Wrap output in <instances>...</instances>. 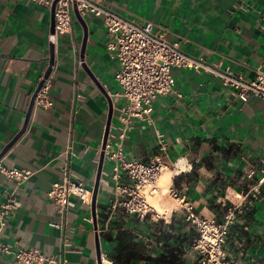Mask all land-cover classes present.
I'll return each instance as SVG.
<instances>
[{"label": "crops", "instance_id": "obj_1", "mask_svg": "<svg viewBox=\"0 0 264 264\" xmlns=\"http://www.w3.org/2000/svg\"><path fill=\"white\" fill-rule=\"evenodd\" d=\"M97 1L124 19L151 21L202 64L171 70L175 92L153 102L151 122L132 119L123 152L127 159L149 161L158 153L162 135L168 167L161 182L185 194L198 214L221 220L226 205L240 202L261 176L264 98L241 101L222 76L251 81L257 70L264 71V0ZM82 19L84 23L74 16L71 30L54 36L51 10L29 0H0V164L31 171L19 185L0 172V203L5 190L18 201L1 239L47 254L59 253L64 241L66 264H103L101 254L112 264L109 253L131 240L143 244L147 257L136 264H197L195 231L181 212L166 221L121 211L109 217L111 162L104 152L100 162V154L107 121V135L119 134L123 100L115 96L117 60L107 48L103 15L89 13ZM51 52L52 66L44 78ZM41 80L48 83L52 105L33 104L28 115ZM69 142L71 171L88 187L94 185L99 165L100 174L95 217L91 204L73 198L62 230L49 224L61 220L47 191L62 179L61 153ZM225 249L241 264L264 260V183L231 226ZM0 264H13L12 257L0 253Z\"/></svg>", "mask_w": 264, "mask_h": 264}, {"label": "built area", "instance_id": "obj_2", "mask_svg": "<svg viewBox=\"0 0 264 264\" xmlns=\"http://www.w3.org/2000/svg\"><path fill=\"white\" fill-rule=\"evenodd\" d=\"M49 10L54 3V36L71 30L74 9L81 17L87 14L103 15L105 33L108 37L107 48L114 52L117 60L115 80L119 90L117 98L123 100L119 109V134L108 133L104 145L105 159L111 162L109 173L113 192L108 203L109 217L117 211L134 214L143 219L151 216L166 221L175 212H181L183 218L195 231L192 248L197 254V264H241L237 258H229L225 249L226 237L238 215L244 212L245 206L258 193V187L264 183V158L261 159L257 172L261 174L257 183L241 195L240 202L226 205L222 219L214 216L206 217L198 214L192 202L185 194L176 190L171 184H161V176L168 165L164 163L167 145L158 135V153L149 161L139 158L127 159L123 152V141L128 137L134 118L151 122L150 113L153 102L160 96L174 93L172 69H198L200 61L188 57L179 47V41L168 40L156 26L147 20L136 21L124 19L117 13L99 5L97 0H29ZM264 20V16L262 17ZM264 32V26H263ZM83 60L80 61L82 63ZM223 84L230 87L233 93L243 102L250 96L264 98V71L257 70L255 78L245 81L240 76H222ZM48 83L43 81L36 92L33 104L49 107L52 105L47 97ZM179 96V94H178ZM117 137V140L115 138ZM179 139H176L178 142ZM64 164L61 168V181L53 182L47 191V198L52 202L60 223L51 222L50 226L64 230L67 214L74 207L73 198L85 204H91L93 186L88 187L83 179L70 169L73 157V146L69 142L61 153ZM174 173L179 171L177 161L172 163ZM0 172L16 185L26 180L31 171L19 167H4L0 164ZM250 172L249 176H253ZM106 182L105 179H100ZM0 203V234L6 218L18 206L14 192L3 193ZM163 206V207H162ZM158 207L162 208L159 211ZM63 239V238H62ZM60 252L47 254L38 248H24L12 245L1 239L0 253L12 257L13 264H66L64 241ZM105 254L100 255L103 264L109 262ZM264 264V260L260 263Z\"/></svg>", "mask_w": 264, "mask_h": 264}, {"label": "trees", "instance_id": "obj_3", "mask_svg": "<svg viewBox=\"0 0 264 264\" xmlns=\"http://www.w3.org/2000/svg\"><path fill=\"white\" fill-rule=\"evenodd\" d=\"M143 248L142 243H134L131 240L126 245H116L109 256L113 260L112 264H136L139 260L147 258L143 255Z\"/></svg>", "mask_w": 264, "mask_h": 264}, {"label": "water", "instance_id": "obj_4", "mask_svg": "<svg viewBox=\"0 0 264 264\" xmlns=\"http://www.w3.org/2000/svg\"><path fill=\"white\" fill-rule=\"evenodd\" d=\"M53 9H54V3L51 7V21H50V33L51 34H54V16H53ZM74 16L81 22V23H84V20L82 19V17L79 15V13L77 12L76 9H74ZM52 66V52H51V57H50V66L49 68L47 69L45 75H44V78H46L49 74V71H50V68ZM43 83V80H41L37 86V88L35 89L32 97H31V100H30V104H29V111H28V115L31 111V108L33 106V102H34V97H35V94L36 92L39 90V88L41 87ZM108 126H109V121H107L106 123V129H105V133H104V138H103V143H102V151H101V154H100V162L102 161L103 159V150H104V145H105V141H106V136H107V132H108ZM99 174H100V165H99V168H98V172H97V175H96V180H95V183L93 185V195H92V200H91V210H92V215L93 217H95V208H96V194H97V191H98V181H99Z\"/></svg>", "mask_w": 264, "mask_h": 264}, {"label": "rangeland", "instance_id": "obj_5", "mask_svg": "<svg viewBox=\"0 0 264 264\" xmlns=\"http://www.w3.org/2000/svg\"><path fill=\"white\" fill-rule=\"evenodd\" d=\"M165 175V174H164ZM158 209H159V211H161L162 210V208H160V207H158Z\"/></svg>", "mask_w": 264, "mask_h": 264}, {"label": "bare ground", "instance_id": "obj_6", "mask_svg": "<svg viewBox=\"0 0 264 264\" xmlns=\"http://www.w3.org/2000/svg\"><path fill=\"white\" fill-rule=\"evenodd\" d=\"M165 173V172H164ZM163 175V174H162ZM161 184H165V183H163V182H161Z\"/></svg>", "mask_w": 264, "mask_h": 264}]
</instances>
